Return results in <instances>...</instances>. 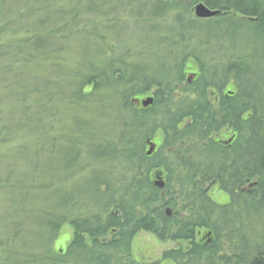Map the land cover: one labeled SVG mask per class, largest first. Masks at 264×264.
Returning <instances> with one entry per match:
<instances>
[{"label": "trees", "instance_id": "trees-1", "mask_svg": "<svg viewBox=\"0 0 264 264\" xmlns=\"http://www.w3.org/2000/svg\"><path fill=\"white\" fill-rule=\"evenodd\" d=\"M197 3L220 13L197 19ZM132 4L67 1L62 11L53 9L58 27L51 30H44L53 20L51 6L33 11L43 20L16 44L22 69L36 58L37 69L49 73L35 87L18 88L22 126L4 124L0 133L8 139L13 131L27 132L35 121L26 98L38 97L34 120L43 127L30 131L49 136L41 148L51 160L45 188L63 190L48 207L41 241L31 247L40 254L26 255L28 263L157 264L137 261L132 251L134 237L148 232L181 243L162 253L173 264H264V0H141L135 10ZM121 7L132 20L116 15ZM168 14L173 24L166 27ZM67 22L79 27L65 35ZM145 44L153 48L131 55L130 46ZM74 51L78 64L66 56ZM189 59L197 66L191 81ZM55 75L58 82L51 81ZM145 95L151 106L131 103ZM226 131L230 141L220 139ZM157 134L147 156V142ZM77 170L86 178L70 184ZM59 177L63 185L55 184ZM213 186L229 204L212 201ZM63 224L72 228L71 241L53 250ZM201 229L209 234L204 240ZM3 255L6 262L21 255L16 261L27 264L16 250Z\"/></svg>", "mask_w": 264, "mask_h": 264}, {"label": "rangeland", "instance_id": "rangeland-1", "mask_svg": "<svg viewBox=\"0 0 264 264\" xmlns=\"http://www.w3.org/2000/svg\"><path fill=\"white\" fill-rule=\"evenodd\" d=\"M67 1L73 3L77 2V0H0V127L6 124V126L15 130L22 126L21 120L24 118L25 114L23 112L24 106L20 102V97L17 95L18 88L21 86L24 88L27 87V89L33 86L35 87V82L42 80L44 75L47 77L46 73H49V71L47 72L49 68L46 66L41 70L37 69V65L35 64L36 58H34L32 66L28 65L26 68L22 69V66L18 65L16 59L21 60L23 54L20 58L16 57V59V54L13 55L16 44L30 38L33 34L32 31L37 26L35 22L43 20L42 16L39 18V16L32 15V12L34 11L37 13V11L40 12L42 8L51 6L50 10L47 9V13L52 14L50 19L53 20L50 23L48 22L49 26L46 24L44 27V30L46 27H48L47 30H51L57 26L58 21V17L55 15L57 11L55 12L53 9L58 7V10L62 11L61 9H65L63 4ZM127 1H129V3H134L132 4L133 10L138 8V5L141 3V0H132L133 2H130L131 0ZM124 8L125 7L119 8L116 11V15L125 17L126 20H132V15H122L121 10H127ZM47 16L48 15H44V17ZM166 17L168 19L167 21L164 20V22L166 21L165 25L168 27L173 24V18L171 14H168ZM64 22H66V20H64ZM67 23L69 24V22ZM77 27L79 26L69 24L67 29L64 30V34L66 35L69 32H74ZM114 45L116 44L114 43ZM147 45L148 44H145L142 47L130 46L131 55L138 52L140 48H153ZM116 48L117 50L115 53L118 55L121 49L117 46L115 49ZM27 52L29 53V51ZM66 56L69 58L70 64H78L77 60H79V55L76 51ZM40 60L38 66L41 64ZM185 65H187L185 68V76L188 81H191L195 78L197 73L196 63L189 59ZM16 69L20 71L17 72ZM73 73H75V71ZM35 75L40 76L38 79H35ZM48 77L51 78V74H49ZM58 80V77L55 75L52 77L51 81L58 82ZM58 84L61 85L63 83L60 82ZM51 87L55 89L59 86L54 85ZM87 90L88 88H86V91ZM226 90L227 92L233 91L234 87L231 84ZM28 92L29 91L25 93ZM146 97H149V95L138 98V100L145 99ZM41 98L43 97H40V99ZM26 100L28 105L32 107L30 118L35 121V123H31V126L28 127L29 131L20 132V130H18L16 134L13 131L8 139H6L7 137L5 135L0 133V264H19L20 261L18 262L16 260L22 257L21 255H13L10 256V261L6 262L5 255H3L4 249L9 251L16 250L20 252V254H25V257L22 259L27 264H29L28 261H30V257L27 258L26 255L40 254V251L34 252V250H31V247H33V244H39L41 241L38 234L43 232L42 228L46 221L48 207L55 206L54 201H58L60 194L63 196V190L61 188L56 190L54 194L47 193L45 188V185L48 183L46 180L48 176H50L48 175V169L51 160L47 152L41 150V148L42 145L46 146L48 144L49 146V136L45 133L44 136H41V132L39 135L38 133H31L30 128L41 130L43 124L38 123L37 117L36 120H34V117L37 116L39 111V98L28 95ZM67 104L68 102H66V105ZM64 106V103L62 105L60 104L59 110H63ZM46 117L47 115L45 118ZM49 125L48 122L44 121V128L47 129ZM64 130L63 128L61 131ZM50 135L53 136L52 132ZM54 135L56 134L54 133ZM157 137L158 140H152V143H159V134H157ZM4 138L6 141L3 142ZM220 139L230 141V131L224 132L220 136ZM54 159H56V157ZM89 171L90 168L86 169V172ZM100 172L102 176H106L105 168ZM84 176L86 175L77 170L72 176V181L68 182L72 184L75 181L74 183L78 184L80 181L82 182V179L86 178ZM60 178L62 179V177H59L54 181L56 185L64 182V180L59 181ZM208 194L216 204L226 205L230 202L229 196L220 191L217 186L211 187ZM249 222L253 223L252 220ZM208 235L207 230L201 229L198 236L204 240ZM15 236L17 239H15ZM71 238L72 228L69 224H63L59 230L57 239L53 243V250L65 249L70 243ZM180 244L181 243L176 241H160L148 232H139L132 240V251L134 257L140 260V262L173 264L169 260H163L162 253L171 248H176ZM37 248H39V246Z\"/></svg>", "mask_w": 264, "mask_h": 264}, {"label": "water", "instance_id": "water-1", "mask_svg": "<svg viewBox=\"0 0 264 264\" xmlns=\"http://www.w3.org/2000/svg\"><path fill=\"white\" fill-rule=\"evenodd\" d=\"M192 12H193V15L197 19H202V20L213 18V17L219 15V13H220L218 10H211L204 3L195 4V6L192 8ZM131 103L136 107L141 106L143 108H146V107H149L152 105L153 98L152 97H146L145 99H142V100L133 99L131 101ZM147 145H148L149 149H148L146 155L150 156L152 154V152L154 151L155 145L150 140L147 142ZM155 185L158 188H162L164 185L160 175H158V174L155 175Z\"/></svg>", "mask_w": 264, "mask_h": 264}, {"label": "bare ground", "instance_id": "bare-ground-1", "mask_svg": "<svg viewBox=\"0 0 264 264\" xmlns=\"http://www.w3.org/2000/svg\"><path fill=\"white\" fill-rule=\"evenodd\" d=\"M219 12H220V11H219ZM154 145H155V144H154ZM148 149H149V147H148V145H147L146 153H147ZM154 151H155V148H154ZM154 151H153V152H154ZM153 152H152V153H153Z\"/></svg>", "mask_w": 264, "mask_h": 264}, {"label": "flooded vegetation", "instance_id": "flooded-vegetation-1", "mask_svg": "<svg viewBox=\"0 0 264 264\" xmlns=\"http://www.w3.org/2000/svg\"><path fill=\"white\" fill-rule=\"evenodd\" d=\"M136 260L140 262V260H138V259H136Z\"/></svg>", "mask_w": 264, "mask_h": 264}]
</instances>
